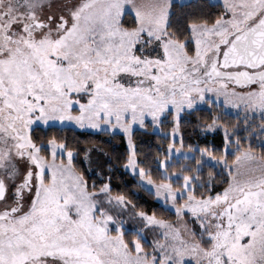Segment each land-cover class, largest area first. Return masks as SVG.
Returning <instances> with one entry per match:
<instances>
[{
    "label": "snow or ice",
    "instance_id": "6c2138e0",
    "mask_svg": "<svg viewBox=\"0 0 264 264\" xmlns=\"http://www.w3.org/2000/svg\"><path fill=\"white\" fill-rule=\"evenodd\" d=\"M0 264H264V0H0Z\"/></svg>",
    "mask_w": 264,
    "mask_h": 264
},
{
    "label": "trees",
    "instance_id": "16d2710c",
    "mask_svg": "<svg viewBox=\"0 0 264 264\" xmlns=\"http://www.w3.org/2000/svg\"><path fill=\"white\" fill-rule=\"evenodd\" d=\"M138 135H143V133H142V132H141V133H138ZM153 139H154V137H153ZM196 139H197V136H196V135H193V136H192V140L195 141ZM140 195H141V197H143L144 200L149 201V205H151V198H150V197H148V196H147L146 194H144V193H141Z\"/></svg>",
    "mask_w": 264,
    "mask_h": 264
}]
</instances>
